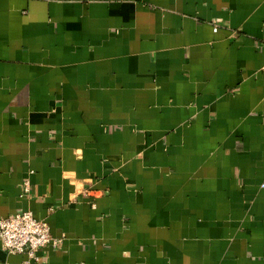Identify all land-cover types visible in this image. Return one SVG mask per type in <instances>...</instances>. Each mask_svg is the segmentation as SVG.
Here are the masks:
<instances>
[{
  "label": "crops",
  "instance_id": "obj_1",
  "mask_svg": "<svg viewBox=\"0 0 264 264\" xmlns=\"http://www.w3.org/2000/svg\"><path fill=\"white\" fill-rule=\"evenodd\" d=\"M263 180L264 0H0V216L64 237L30 264H264Z\"/></svg>",
  "mask_w": 264,
  "mask_h": 264
},
{
  "label": "built area",
  "instance_id": "obj_2",
  "mask_svg": "<svg viewBox=\"0 0 264 264\" xmlns=\"http://www.w3.org/2000/svg\"><path fill=\"white\" fill-rule=\"evenodd\" d=\"M29 185L27 181L26 190H30ZM261 186L264 187V180ZM0 240L8 252L25 254L27 259L23 264H30L32 259H41L38 251L42 247L48 244L57 246L64 241V237L54 236L47 220L37 217L31 210H25L0 216Z\"/></svg>",
  "mask_w": 264,
  "mask_h": 264
}]
</instances>
